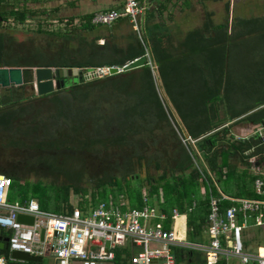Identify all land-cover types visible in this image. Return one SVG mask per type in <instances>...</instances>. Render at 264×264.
<instances>
[{"label": "trees", "instance_id": "trees-1", "mask_svg": "<svg viewBox=\"0 0 264 264\" xmlns=\"http://www.w3.org/2000/svg\"><path fill=\"white\" fill-rule=\"evenodd\" d=\"M16 1L21 0H0V18L12 15L16 23L24 24L27 16L36 12L20 6ZM1 7L11 9L1 11ZM228 10L227 3L224 22L215 23L212 13H208L203 25L184 31L180 37L181 27L174 22L171 14L168 17L170 25L155 27L161 31L159 35L148 34L147 38L143 35L141 39L135 37L124 51L111 48L123 55L115 59L95 61L90 57L73 64L65 61L39 63L36 66L78 67L85 73L95 67H122L128 61L143 56L146 49L150 56L149 65L88 81L81 79L74 82L71 79V84L47 95L24 97V92L19 90H24L25 85L0 88V130L7 132L11 123L18 121L37 130V117L33 116L36 110L31 108L38 104L32 99L37 98L35 102L40 103L49 97L58 110L65 103H71L77 108V122L69 128L70 136L60 135L53 139L48 136L47 130L59 135L56 134L58 129L54 131L42 122L44 132L40 138L35 135L33 147L37 152H42V144H52L56 151L73 147V154L66 157L83 163L80 165L82 168L77 170V181L89 169L84 155L98 156L100 161L92 166L97 173L90 178L94 188L90 199L79 201L76 207H93L111 198L127 201L130 207L139 208L142 206L143 190L150 198L154 195L158 197L157 206L168 217L173 209L186 213L195 202L194 209L188 213L187 223L188 234L195 241L194 237L203 231L201 227L205 225L210 196L220 197L215 185L227 196L256 198L252 190L254 180L259 176L264 179V175L251 172L252 163L249 162L251 158L258 157L253 166H259L264 160V141L254 132L249 136L235 137L230 130L240 123L256 126L255 130L257 127L264 128V74L257 76L254 73V66L257 67L260 57L264 69V16L238 17L234 22L239 29L229 34ZM91 19L92 16L87 19L88 30L93 29ZM7 43L5 36L0 34V67H31L7 59L10 48ZM103 48L108 47H100ZM239 49L244 51H241L244 57ZM30 78V72L25 71V83ZM155 78L160 81L165 102L174 112V125L166 103L157 92ZM23 103L28 104L23 106ZM58 116L66 119L61 112ZM71 136H74L73 140ZM23 143L22 137L17 139L13 136L9 141L14 147ZM153 143L163 145L165 150L158 155H146L145 144ZM73 144L77 147L74 148ZM48 155L53 157L54 153ZM195 163L203 165L205 178L196 169ZM3 171L4 176L12 180L10 190L14 187L16 192H20L22 181L17 170L6 167ZM46 172L54 174L48 169ZM206 172H210L212 177ZM43 184L41 181L32 184L29 187L31 195L24 194L19 202L22 204L36 198L42 210L46 211L51 204L52 212L63 214L71 213L75 208L69 202L70 193L81 197L88 195V191L78 183ZM202 187L204 195L201 194ZM50 188L54 195H50ZM227 202L221 200L222 210ZM256 230V247H262L264 231ZM243 246L247 251V239L243 240ZM171 252L175 264H188L189 254L195 257L190 264H205L204 256L197 250L171 247ZM223 258L217 264H224L221 261Z\"/></svg>", "mask_w": 264, "mask_h": 264}, {"label": "built area", "instance_id": "built-area-1", "mask_svg": "<svg viewBox=\"0 0 264 264\" xmlns=\"http://www.w3.org/2000/svg\"><path fill=\"white\" fill-rule=\"evenodd\" d=\"M143 9L139 0H123L119 10L93 14L92 23L110 26L125 18L135 27ZM143 56L150 63L148 52ZM127 63L122 67H95L89 69L86 75L102 78L111 75L112 68L120 73ZM263 129L257 127L254 133L264 141ZM195 167L205 178L203 165L195 163ZM206 174L212 177L210 172ZM11 184V178L0 175V227L11 231L7 242L10 252L49 257L53 264H119L122 261L127 264H175L171 247H181L202 253L206 264H217L219 257L227 259L229 256L237 257L240 264H264V253H261L264 247H257L255 252L245 251L241 237L247 226L264 229V179L260 176L253 184L256 198L210 196L205 221L207 244L186 241L187 214L194 209L195 202L186 213L173 209L168 217L157 206L158 197L154 195L150 198L143 190L142 206L139 208L130 207L127 201L110 198L93 207H75L71 213L55 214L41 210L34 200L22 204L9 203L7 198ZM204 193L202 187L201 194ZM221 200H228L232 205L222 210ZM19 214L32 216V224L17 222ZM150 243L157 244L156 248L150 249ZM124 250L130 251L128 258ZM0 264H3L2 259Z\"/></svg>", "mask_w": 264, "mask_h": 264}, {"label": "rangeland", "instance_id": "rangeland-1", "mask_svg": "<svg viewBox=\"0 0 264 264\" xmlns=\"http://www.w3.org/2000/svg\"><path fill=\"white\" fill-rule=\"evenodd\" d=\"M193 4V9L188 11L187 16H181V14H173L174 22L180 25L179 37L183 35L184 31L190 30L193 28H199L203 25L204 20L208 13H212V19L215 23H222L227 17L226 4H229L228 10V27L229 34L237 31L239 28L236 27V19L240 16H258L264 12V0H191ZM20 6H25L28 10L36 12L33 16H27L26 22L24 24H18L14 21L12 15H6V18H0V34H3L8 41L9 53L6 55V58L15 61L17 64L24 66L35 67L39 63H60L66 62L68 64H73L81 62L90 58L91 54L98 56V60L102 58L111 57L110 48L105 50L99 49V51L91 49L88 50L87 46L92 43L97 38L98 30L92 32H87L80 30L77 27V9L75 7H70L69 3H76L77 0H21L20 2L16 1ZM198 2V3H197ZM1 11H9L10 7H1ZM56 10V12H54ZM98 13V12H97ZM169 22V21H168ZM92 23V19H91ZM93 24V23H92ZM167 25H170L168 23ZM175 31L173 30V33ZM99 44L100 40H95ZM259 42V41H258ZM93 50V51H92ZM241 56L244 57L240 50ZM147 52V51H146ZM244 52V51H243ZM100 55V56H99ZM240 56V57H241ZM91 60L97 61V57L91 58ZM240 60V58H239ZM261 57L258 58L257 63V72L261 73L262 70V61ZM238 62V61H237ZM149 65V60L147 59V64ZM82 71V70H81ZM89 71H83V74H87ZM156 74V73H155ZM156 79V78H155ZM91 80V79H90ZM73 80H70V83ZM88 81V80H87ZM157 92L160 94L163 102L166 101L165 95L160 87V81L156 79ZM255 85V84H254ZM23 91V96H29L34 94L30 90L29 85L25 86ZM36 105V112L33 113L34 117H37L36 124L37 130L33 129L32 125L25 126L23 123H11V129L7 132L0 130V167L4 170L6 167L16 168L22 183L20 184V192H17L15 195L16 200L22 198V196H30V189L32 184H35L38 181L45 185H61V184H75L84 188L88 191V195L85 197L73 195L70 193L69 202L74 207L77 206L79 201L87 202L90 199V192L94 189L92 183H90V178L97 169L92 168L94 164H97L100 159L98 156L93 154L84 155L85 164L88 165L89 169L85 171V174L77 181V170L82 168L83 163L74 160L73 158H68L67 155H72V148L63 149L57 151L53 157L48 155V151H56L51 145L42 144V152H37L36 148L33 147V139L35 135L41 136L44 132L42 122L47 123L54 131L58 129L59 135H53L52 130H47L48 136L55 139V137H69L70 131L69 128L71 125L76 124L77 122V108L71 105V103H65L61 108H58L54 105V101L50 100L49 97H46L42 102H35L37 98L32 99ZM166 103V102H165ZM28 103H23V106ZM167 111L169 118L174 125L173 111L169 104H167ZM107 111H110L107 110ZM31 112V111H30ZM63 115V118H58V113ZM3 112H1L2 114ZM33 117H31L32 119ZM53 118H56L57 120ZM30 119V120H31ZM65 121V122H63ZM62 124V125H58ZM14 125V126H13ZM13 126V127H12ZM256 126L240 123L233 125L230 130L234 136L244 137L252 135ZM61 129V132L59 131ZM95 129V128H94ZM62 133H65L62 134ZM262 134H264L262 130ZM54 137H53V136ZM13 136L17 139L24 141L23 144H18L15 147L9 144V141ZM74 136H71V138ZM42 140V139H38ZM73 140V138H72ZM76 141V139H74ZM71 145V144H70ZM147 149L145 150L146 155H158L162 153L165 148L161 144H145ZM51 148H50V147ZM62 146V145H61ZM74 148L77 147L76 144H73ZM49 147V148H48ZM38 148V147H37ZM164 148V149H163ZM168 148V147H166ZM45 151V152H44ZM76 151V150H75ZM46 153V154H44ZM157 153V154H156ZM61 156V157H59ZM100 156V155H99ZM258 161V157L250 159L254 171L251 169L252 173L257 174L261 173L264 175V160L259 166H253L255 162ZM22 166V170H19V167ZM52 167V168H51ZM251 167V166H250ZM47 169L54 174H47ZM143 168L141 169V172ZM259 171V172H258ZM156 174L154 170L151 171ZM67 173V176L65 175ZM76 173V175H75ZM97 173V172H96ZM101 175V173H99ZM95 176V175H94ZM26 183H29L27 186ZM43 184V185H44ZM44 185V186H45ZM204 189V188H203ZM50 195H54L52 189L50 188ZM161 194V192H160ZM97 197V196H96ZM95 197V198H96ZM53 196H51L52 200ZM110 199V198H109ZM35 201L38 203V199L35 198ZM47 206L46 211L52 212V206ZM137 208V207H133ZM41 209V207H40ZM42 210V209H41ZM256 229H244L241 232L242 240L247 238V249L248 251L255 252L256 249ZM205 241H209L207 234L202 233ZM191 235L188 236V239L191 241ZM155 243H150V249L156 248ZM264 247V246H262ZM228 264H240V260L237 257L229 256L227 258ZM27 264V263H25ZM42 264H51L50 258H45Z\"/></svg>", "mask_w": 264, "mask_h": 264}, {"label": "crops", "instance_id": "crops-1", "mask_svg": "<svg viewBox=\"0 0 264 264\" xmlns=\"http://www.w3.org/2000/svg\"><path fill=\"white\" fill-rule=\"evenodd\" d=\"M139 1H140V4L143 6L144 9H143V12L138 16L137 23H136L135 27L128 19L123 18V19L117 20L115 23H113L110 26L93 25L92 30H88L86 28L87 19L90 16H93V14H95L97 12L121 9V7L123 5V0H77V4L76 3H69V6L72 7V9H73V7H75L77 9V27L80 30L92 32L94 30L99 29L97 38L95 40H100L99 41L100 43L97 44L96 41L94 40V41H92V43L90 45L87 46V49L90 51H91V49L96 50V46H99L98 47L99 49H100V47H104V46H107L108 48H110L109 51H111V57L108 56V58L104 57L101 60H98V56L91 55L90 56L91 58L97 57V61H106L109 59H113V58L115 59L116 57L123 56L121 54L119 55V53L113 52L115 50H111V48L112 49L116 48V49H119V51H124L128 47V44H131L132 40H135V37L141 39V37L143 35L146 38L148 37V34L149 35H152V34L159 35L161 33V31L159 29L155 28V27H157V25H161V24L166 25V24L170 23L171 20H169L168 17L172 16L173 14H176V13L181 14V16L186 17L188 14V11L193 9V4H192L191 0H139ZM54 12H56V10ZM263 16H264V12H262L258 16H254V17H263ZM90 25H92V23H90ZM99 49H97V51ZM105 49L106 48H103V50H105ZM146 51L148 52L147 49H146ZM254 71H255L254 73L257 76H259L258 74H262V73L264 74V70H262L261 73L257 72V67H255V66H254ZM251 168L254 171L253 167H251ZM0 175H4V171L1 169V167H0ZM216 190L218 192V195H220V196L223 195L224 197H230V198H234V199L249 198V197L227 196L226 194H224L221 191V189L219 187H216ZM252 190L254 191V187H252ZM16 194H17V192L15 191L14 187H13V189L11 188V190L9 191V194H8V198H7L9 203H11V204L20 203L19 202L20 198H18V200H16V198H15ZM224 201H228V200H224ZM24 203H26V202H24ZM227 203H228V205H226V207L232 205V203L230 201H228ZM226 207H224L223 209H225ZM241 221H242V218H241V220H239V222H241ZM187 223H188V218H187ZM187 223H186V225H187L186 241L188 243H194V244L195 243L196 244H207L208 241L206 242L205 238H203V236H202V233L206 234L205 225L204 226L202 225V227H201L203 229L202 233L200 235L194 237L195 241H192V240L190 241L188 239L189 234H188V224ZM250 228L256 229L257 227L247 226L245 229L247 230ZM258 229H260L261 231H264V229H262V228H258ZM9 232L11 233L10 230L0 227V239L3 240L4 238L9 237L8 236ZM244 239H247V238L244 237ZM124 251H127V250H124ZM129 252L128 251L125 252L126 258H128ZM249 252H252V251H249ZM45 258H49V257L41 258L40 262H28V261L19 260V259L12 257L11 252L8 249L7 250L6 249H0V259L3 260V264H25V263H27V264H42V262ZM194 258L195 257L193 255L189 254L187 256V263L190 264L194 260ZM50 260H51V264H53V261L51 258H50ZM221 261H223L224 264H228L227 259H225V258H223ZM123 262H125V261H122L120 264H122ZM124 264H127V263L125 262ZM205 264H206V262H205Z\"/></svg>", "mask_w": 264, "mask_h": 264}, {"label": "water", "instance_id": "water-1", "mask_svg": "<svg viewBox=\"0 0 264 264\" xmlns=\"http://www.w3.org/2000/svg\"><path fill=\"white\" fill-rule=\"evenodd\" d=\"M146 64L147 58L145 56L135 58L124 66L123 72L138 69ZM27 70L30 71L31 78L28 83H25L24 73ZM117 73L118 71L115 68L110 70L111 75ZM68 79H74L75 82L81 79L92 80L95 78L83 74V72L78 67H0V88L21 87L28 84L30 90L33 91L37 96L47 95L63 88L68 84ZM17 222L31 225L33 222V217L19 214L17 216ZM7 242L8 237L4 238L3 240L0 239V249L7 250ZM11 256L16 259L28 262L41 261L40 257L29 256L26 253L17 251H12Z\"/></svg>", "mask_w": 264, "mask_h": 264}, {"label": "flooded vegetation", "instance_id": "flooded-vegetation-1", "mask_svg": "<svg viewBox=\"0 0 264 264\" xmlns=\"http://www.w3.org/2000/svg\"><path fill=\"white\" fill-rule=\"evenodd\" d=\"M29 72H30V71H29ZM70 80H71V79H68V80H67V81H68V84H71V83L73 82V81H72V82L70 83ZM68 84H67V85H68ZM25 86H28V84H26ZM25 86H24V89H25ZM48 152H49V153H54V155H55L57 151H48ZM15 169H16V168H15ZM20 169L22 170V166L19 167V170H20ZM12 170H14L13 167H12ZM16 170H17V169H16ZM48 170H49V169H48ZM17 172H18V171H17Z\"/></svg>", "mask_w": 264, "mask_h": 264}, {"label": "bare ground", "instance_id": "bare-ground-1", "mask_svg": "<svg viewBox=\"0 0 264 264\" xmlns=\"http://www.w3.org/2000/svg\"><path fill=\"white\" fill-rule=\"evenodd\" d=\"M183 220H184V219L182 218L181 221H183ZM220 258H222V257H219L218 260H219Z\"/></svg>", "mask_w": 264, "mask_h": 264}, {"label": "clouds", "instance_id": "clouds-1", "mask_svg": "<svg viewBox=\"0 0 264 264\" xmlns=\"http://www.w3.org/2000/svg\"><path fill=\"white\" fill-rule=\"evenodd\" d=\"M187 218H188V214H187Z\"/></svg>", "mask_w": 264, "mask_h": 264}]
</instances>
